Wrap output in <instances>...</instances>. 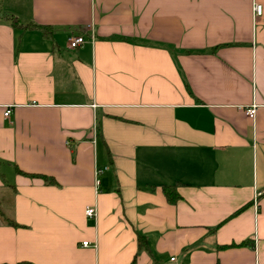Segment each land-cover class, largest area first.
Returning <instances> with one entry per match:
<instances>
[{
  "label": "crops",
  "instance_id": "crops-1",
  "mask_svg": "<svg viewBox=\"0 0 264 264\" xmlns=\"http://www.w3.org/2000/svg\"><path fill=\"white\" fill-rule=\"evenodd\" d=\"M0 203V264H264V0H0Z\"/></svg>",
  "mask_w": 264,
  "mask_h": 264
},
{
  "label": "trees",
  "instance_id": "trees-1",
  "mask_svg": "<svg viewBox=\"0 0 264 264\" xmlns=\"http://www.w3.org/2000/svg\"><path fill=\"white\" fill-rule=\"evenodd\" d=\"M5 15L7 16V18L11 21V24L17 28L20 29H24V28H29V27H40L43 30H45L46 33V29L48 28L47 25L44 24H37V23H23L18 16L14 15L13 13H5ZM19 171H22L21 169L18 168ZM44 177L48 180V181H52L51 178H49L48 176L44 175ZM165 192L169 198V200L171 201H176L179 197L180 194L177 191L176 187L173 185H166L165 186ZM0 222L3 223H11V224H16V220L6 211V209L2 206V204L0 203ZM146 244L145 242V238L144 236H140L139 237V245L142 247ZM16 264H30L29 262L26 261H21V262H17Z\"/></svg>",
  "mask_w": 264,
  "mask_h": 264
},
{
  "label": "built area",
  "instance_id": "built-area-1",
  "mask_svg": "<svg viewBox=\"0 0 264 264\" xmlns=\"http://www.w3.org/2000/svg\"><path fill=\"white\" fill-rule=\"evenodd\" d=\"M255 9L258 13H261L262 12V4L260 3H257L255 5ZM68 40H69V44L71 47H77L79 46L80 44H82L83 42H85L86 40V37L85 35L83 34H73V35H70L68 37ZM12 109L11 107H7L6 110H5V115H9L11 113ZM247 112L250 114V115H255V112H256V105H253L249 108H247ZM101 171H103L102 169H97V174L100 173ZM98 182V181H97ZM86 213L89 217H95L96 216V206L94 205H88L86 207ZM84 244H88V240L84 241L83 242Z\"/></svg>",
  "mask_w": 264,
  "mask_h": 264
}]
</instances>
